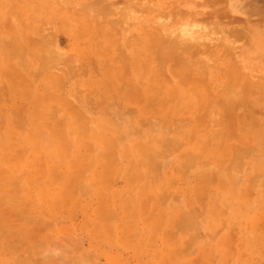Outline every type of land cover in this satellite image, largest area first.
<instances>
[{"label": "rangeland", "instance_id": "obj_1", "mask_svg": "<svg viewBox=\"0 0 264 264\" xmlns=\"http://www.w3.org/2000/svg\"><path fill=\"white\" fill-rule=\"evenodd\" d=\"M211 263L264 264V0H0V264Z\"/></svg>", "mask_w": 264, "mask_h": 264}, {"label": "crops", "instance_id": "obj_2", "mask_svg": "<svg viewBox=\"0 0 264 264\" xmlns=\"http://www.w3.org/2000/svg\"><path fill=\"white\" fill-rule=\"evenodd\" d=\"M174 217H163L162 221L160 222L161 224H172L174 223L173 221ZM204 219L205 217H198L196 218V221H193L191 223L193 224H203L204 223ZM240 219L238 218V216H235V210L234 208L232 209V214H231V218L230 215L227 218V236L230 238V234L233 240L238 238V234L241 231V229L239 230L240 227H243L246 232L249 230V228L245 227L244 222L245 221H239ZM244 220V219H241ZM127 223L131 224L132 229L134 228H138V231L134 234H132L131 240L137 239V241H141V252L140 253H144L142 252L143 246H142V241L145 238L146 240V247L150 248V241H152L153 239V225L155 223L153 218H148V217H141V216H137V217H132L130 218V221H128ZM186 221H179L178 224H185ZM212 223V222H211ZM246 224V223H245ZM138 225V226H137ZM146 232H145V231ZM216 229L214 230V227L211 226L210 228V240H214L217 238L216 236ZM215 234V235H214ZM214 249V247L211 245V254H212V250ZM152 254V253H151ZM149 254L148 249H146V255H151ZM133 256V254H131V257ZM214 264V263H211Z\"/></svg>", "mask_w": 264, "mask_h": 264}, {"label": "bare ground", "instance_id": "obj_3", "mask_svg": "<svg viewBox=\"0 0 264 264\" xmlns=\"http://www.w3.org/2000/svg\"><path fill=\"white\" fill-rule=\"evenodd\" d=\"M15 37H16V36H15ZM11 38H12V37H11ZM11 38H10V40H11V41H12V40L14 41V40L17 39L18 37H16L15 39H11ZM16 41H17V40H16ZM16 41H15V43L17 44ZM11 43H12V42H11ZM18 43L20 44L19 41H18ZM16 44H14V45L17 46ZM19 44H18V47H17V48L15 47V48H16V51H17V49L20 47ZM13 47H14V46H13ZM19 49L21 50V48H19ZM129 133H130V132H129ZM123 139H124V138H123ZM198 157H200V156H198ZM202 157H203V156H202Z\"/></svg>", "mask_w": 264, "mask_h": 264}]
</instances>
